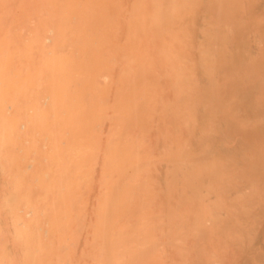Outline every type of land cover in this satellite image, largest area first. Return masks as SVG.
Returning a JSON list of instances; mask_svg holds the SVG:
<instances>
[{"label": "bare ground", "instance_id": "6f19581e", "mask_svg": "<svg viewBox=\"0 0 264 264\" xmlns=\"http://www.w3.org/2000/svg\"><path fill=\"white\" fill-rule=\"evenodd\" d=\"M5 131L31 259L264 264V0H0Z\"/></svg>", "mask_w": 264, "mask_h": 264}, {"label": "clouds", "instance_id": "9594fccd", "mask_svg": "<svg viewBox=\"0 0 264 264\" xmlns=\"http://www.w3.org/2000/svg\"><path fill=\"white\" fill-rule=\"evenodd\" d=\"M177 9H179V5H177ZM8 143V133L5 131L3 136V142L0 143V148L6 149ZM16 213L19 214L20 208L19 206L15 209ZM39 225V221L37 222ZM11 224L6 222V218L4 220H0V264H44L43 261L39 259H31L33 255L36 257L39 256V252L35 250L36 246L33 243V235H39V226L32 234H22L17 233L15 236L10 231ZM12 236L13 241L17 244L23 245L25 248V258L23 260H17L15 258H11L8 256L7 248L8 244L12 241L9 240V237ZM95 264H107L103 259H98L95 261Z\"/></svg>", "mask_w": 264, "mask_h": 264}]
</instances>
